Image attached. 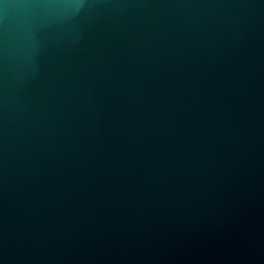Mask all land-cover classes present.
Segmentation results:
<instances>
[{"label":"water","instance_id":"water-1","mask_svg":"<svg viewBox=\"0 0 264 264\" xmlns=\"http://www.w3.org/2000/svg\"><path fill=\"white\" fill-rule=\"evenodd\" d=\"M0 264H264V0H0Z\"/></svg>","mask_w":264,"mask_h":264}]
</instances>
